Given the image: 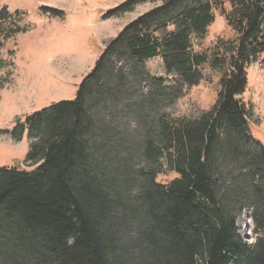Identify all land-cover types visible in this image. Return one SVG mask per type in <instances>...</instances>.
Listing matches in <instances>:
<instances>
[{
    "label": "trees",
    "instance_id": "trees-1",
    "mask_svg": "<svg viewBox=\"0 0 264 264\" xmlns=\"http://www.w3.org/2000/svg\"><path fill=\"white\" fill-rule=\"evenodd\" d=\"M144 4L154 8L106 46L75 100L27 118L39 166L0 168V264H264V239L247 245L237 226L250 208L264 230V146L243 100L264 58V0H127L107 17ZM218 13L233 37L197 51ZM9 21L0 12V69L21 30ZM156 58L166 78L147 68ZM207 70L220 87L210 111L152 120Z\"/></svg>",
    "mask_w": 264,
    "mask_h": 264
},
{
    "label": "rangeland",
    "instance_id": "rangeland-1",
    "mask_svg": "<svg viewBox=\"0 0 264 264\" xmlns=\"http://www.w3.org/2000/svg\"><path fill=\"white\" fill-rule=\"evenodd\" d=\"M125 1L0 0V12L7 11L14 21L6 27L15 29L18 24L21 28L1 51L6 65L0 69V81L10 82L0 90V168L28 172L38 168L39 163L27 161L31 144L37 141L29 136L27 118L59 102L75 100L80 84L106 46L125 26L154 8L153 4H144L134 12L107 17ZM218 37H233L220 13L196 50L210 47ZM146 64L152 75L166 78L161 59ZM248 73L249 88L243 100L253 107L251 132L264 146V58ZM205 75L198 86L186 88L182 98L160 108L152 120L162 116L197 119L210 111L218 98L219 76L208 70ZM131 122L132 131L135 122ZM21 126L25 127L24 136L16 140L13 133ZM175 177L174 173L162 174L158 182L168 184ZM252 217L253 211L247 208L237 220L239 235L250 246L264 239V230L256 232Z\"/></svg>",
    "mask_w": 264,
    "mask_h": 264
}]
</instances>
